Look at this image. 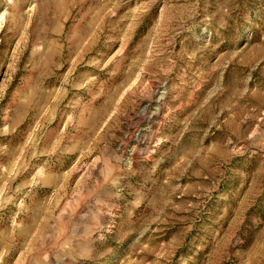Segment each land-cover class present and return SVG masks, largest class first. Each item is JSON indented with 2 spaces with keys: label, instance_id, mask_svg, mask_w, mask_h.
<instances>
[{
  "label": "rangeland",
  "instance_id": "rangeland-1",
  "mask_svg": "<svg viewBox=\"0 0 264 264\" xmlns=\"http://www.w3.org/2000/svg\"><path fill=\"white\" fill-rule=\"evenodd\" d=\"M0 264H264V0H0Z\"/></svg>",
  "mask_w": 264,
  "mask_h": 264
}]
</instances>
